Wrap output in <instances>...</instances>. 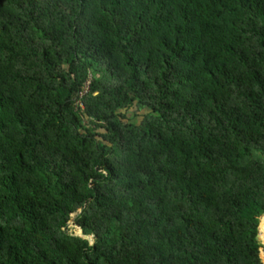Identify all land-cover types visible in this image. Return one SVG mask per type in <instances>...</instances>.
Instances as JSON below:
<instances>
[{
  "label": "trees",
  "instance_id": "trees-1",
  "mask_svg": "<svg viewBox=\"0 0 264 264\" xmlns=\"http://www.w3.org/2000/svg\"><path fill=\"white\" fill-rule=\"evenodd\" d=\"M0 264H264V0H0Z\"/></svg>",
  "mask_w": 264,
  "mask_h": 264
},
{
  "label": "rangeland",
  "instance_id": "rangeland-1",
  "mask_svg": "<svg viewBox=\"0 0 264 264\" xmlns=\"http://www.w3.org/2000/svg\"><path fill=\"white\" fill-rule=\"evenodd\" d=\"M129 115H132V113H129ZM70 229L73 231H77V232H79V230H80L79 227L74 223L71 224Z\"/></svg>",
  "mask_w": 264,
  "mask_h": 264
}]
</instances>
